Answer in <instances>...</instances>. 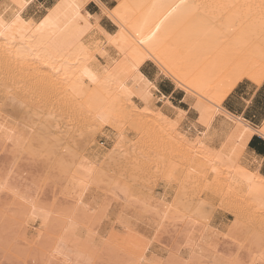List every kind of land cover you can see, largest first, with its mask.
Masks as SVG:
<instances>
[{"label": "bare ground", "instance_id": "1", "mask_svg": "<svg viewBox=\"0 0 264 264\" xmlns=\"http://www.w3.org/2000/svg\"><path fill=\"white\" fill-rule=\"evenodd\" d=\"M17 2L0 0V15L11 18L15 9L10 6ZM75 2L33 0L32 7L21 15L35 21L56 3L70 6ZM41 3L43 8L40 7ZM107 4L114 6V12L115 6L123 5L118 15L104 20V31L115 38L113 41L102 34H86L81 38L74 28H65L63 20L71 17V7H66L61 13V19L54 20L42 34L26 31L23 39L18 35L15 40H9L7 45L4 38L0 37V88L6 89L7 81L30 75L37 82L27 83L30 86L25 83L27 87L23 86L21 93L31 98L30 95H35L36 100H42V93L49 96L43 97L47 98L43 100L47 104L50 102L51 108L42 100L49 108H45L44 118L52 119L50 122L53 124L49 126L54 125L53 130L57 124L79 129L80 134L87 135L85 141L91 138L93 143L90 148L100 157V165H106L100 166L94 183L99 197L105 196L106 190L100 189L104 178L109 180L106 186L114 187L117 195L136 192L135 188L142 186L140 192L144 195L172 205L167 208V212L177 214L173 220L181 221L182 227L189 209L194 211L201 204L210 208V211L213 207L215 209L210 193L220 196L219 200L232 198L230 201L234 199L241 204L246 222L256 225L258 231H254L255 226L253 231L255 241L258 242L261 234H264V172L254 165L256 159L252 156L249 158L247 152H244L245 147L234 153L236 143L229 140L227 124L223 125L222 136L197 143L198 130L194 125L185 127L186 122L182 121L180 129H174L170 121L178 114L176 110L179 108L192 110L196 103L209 101V97L215 100L238 76H242L239 82H250L247 87L261 85L258 81L264 78V8L261 7L264 0H107ZM141 40L144 42L141 43ZM133 65L144 80L133 73ZM93 78L98 82L93 83ZM145 81L155 84L153 98L147 101L141 95L146 89ZM166 87L178 90L182 94L181 101H171L165 96L161 89ZM5 89L2 90L5 92ZM37 93L42 97L37 99ZM157 96L168 102L156 99ZM226 99L221 106L226 105ZM52 103L56 112L61 108H56L57 105L63 109L66 107V114L69 113L70 118L68 121L71 120L69 122L72 124H65L62 122L64 119L60 121L63 115L58 117L60 110L59 113L55 112L57 116L54 115ZM238 106L236 100L227 105V110L235 114ZM112 109L119 113V129L111 124L99 125L96 122L100 112L107 113ZM38 118L40 121L34 122L39 124L42 119ZM48 122H44V125ZM246 122L249 125V121ZM97 127L99 131L91 130ZM261 129H264V119L260 129L250 126L245 146L253 133L260 135ZM178 130L179 136L175 134ZM118 132L123 134L122 140L116 139ZM99 138L104 142L100 143ZM155 141L168 149V153L163 149L164 154L159 155L162 147ZM147 143L159 146L161 149L152 147L159 150L158 154L155 155L157 150L153 149L151 153V145L150 148L145 147ZM141 146L145 147L142 152L139 151ZM113 148L116 149L115 154L112 153ZM115 159L118 162L116 166V162L113 163ZM146 165L153 169V180L161 183L164 190L167 189L165 195H169L168 199L164 195H154L152 188L155 185L149 188L152 180L148 182L143 179V183L133 175L132 179L128 178L129 181L121 179L131 175L137 166L148 169ZM114 175L122 176L121 180H115ZM3 179L0 178V181ZM190 181L198 182L193 183L197 189H193L192 193L188 190ZM108 202L113 204L112 200L108 199ZM3 206V209L0 206V236H6L8 231L14 232L18 225L23 229H31L25 224V210L22 206L10 202ZM206 222L211 223L210 220ZM19 226L15 239L20 238L24 231L22 229L21 233ZM34 228V240L30 238L31 242H36L39 236ZM102 231L107 233L108 238L97 247L84 250L83 254L95 257L106 255L130 264L135 259L136 237L131 233L121 235L112 232L108 227ZM41 240H44L42 245L56 247V240L50 233H45L38 241Z\"/></svg>", "mask_w": 264, "mask_h": 264}, {"label": "snow or ice", "instance_id": "2", "mask_svg": "<svg viewBox=\"0 0 264 264\" xmlns=\"http://www.w3.org/2000/svg\"><path fill=\"white\" fill-rule=\"evenodd\" d=\"M32 4L33 0H18L10 6L15 9L11 18L0 15V37L4 38L6 45L18 35L23 39L26 31L42 34L54 20L61 19V13L66 7H71L72 15L64 18V27L74 28L78 37L83 38L86 34L108 36L104 31V20L114 18L123 7L115 6L114 12V6L108 5L107 0H76L70 6L56 3L34 21L21 15ZM40 7L43 8L42 3ZM261 7L264 8V4ZM7 10L8 6L5 8ZM108 39L115 40L111 36ZM132 71L139 79L144 80L136 72L135 65L132 66ZM240 79L242 76L232 80L227 90L218 94L215 100L209 97L211 102L196 103L192 110L183 107L177 109L178 114L170 121L172 127L180 129L182 121L186 122L185 127L194 125L198 130L199 143L200 140H215L222 136L223 125L227 124L230 130L229 140L236 143L234 153L243 149L249 138L250 126L244 119L242 109L253 103L252 93L249 92L238 100L241 108L236 109L235 114L227 110V105L221 106ZM92 82L98 81L93 78ZM258 82L264 87V78ZM145 84L146 89L141 95L147 101L153 98L155 84L152 81H145ZM155 98L168 102L159 96ZM18 104L16 97L10 92L0 99V105L4 107L15 109ZM19 107L23 109L25 106L19 104ZM30 116V112L18 115L9 113L6 116L11 130L4 129L9 134L5 137L4 149L0 151V165L3 166L4 175V179L0 181V196L7 198L12 205L18 203L24 208L25 224L28 227L36 226L38 240L45 233L54 237V264H94L91 259H85L83 253L108 238L107 233L102 231L106 226L112 232H119L121 235L131 233L136 237L135 259L130 264H264V234H261L258 242L251 243L222 234L211 223L206 222L211 219V211L202 204L196 206L194 211L188 210L189 214L185 216L182 228L166 232L159 221L153 226L150 220H143L115 192L99 197L94 183L101 166L100 157L90 148L93 143L91 138L84 141L79 129L59 124L53 130L48 125L29 123ZM118 116L115 109L107 113L100 112L96 116V122L99 125L111 124L119 129L121 125L117 122ZM21 128L29 134L28 139L17 135ZM91 130L100 129L97 127ZM175 134L179 136L180 131ZM260 135L264 136V129H261ZM116 139L122 140L123 134L116 133ZM8 144L13 145L11 150L8 149ZM200 146L203 147V144ZM115 152L116 149L113 148L112 153ZM21 163L26 165V169L18 171ZM261 163L264 165V161ZM109 196L123 203V207L118 208L109 203ZM161 204L166 208L172 207L165 201H161ZM144 207L149 206L145 204ZM151 210L160 215L158 207ZM162 218L164 221L168 220L167 211L162 213ZM141 224H144L143 230L139 227ZM56 257L59 259H55Z\"/></svg>", "mask_w": 264, "mask_h": 264}, {"label": "rangeland", "instance_id": "3", "mask_svg": "<svg viewBox=\"0 0 264 264\" xmlns=\"http://www.w3.org/2000/svg\"><path fill=\"white\" fill-rule=\"evenodd\" d=\"M23 79H24V81H23ZM32 80L33 79L31 78V76L28 75V76H26V78L25 77L24 78H17V79L12 80L11 82L10 81H7V87H6V89L1 87L2 89H5V92H4V90H2L0 88V94H1L0 95V99L5 98L8 95V93L10 92L12 96H15L16 97V99L19 102V104H23L25 107H27V108L24 107L23 109H21L19 107V105H17V107L15 109H12V108L4 107V106L0 105V151H2L4 149V147H5V137L9 134V132H6L4 129H9V131L11 130V125L6 120L7 114L13 113L14 115H18L20 113L27 114V113L30 112L31 113V116L29 117V123H37V122H34V121H38V120L40 121V119L39 118L37 119V117H40L41 118V116H43L44 113H46V111H45V108L47 107L46 105H48V107L51 108L50 107L51 106L50 102H49V104H50V106H49V104H47L46 101H44V100H47V98H49V96L45 95V93H42V94L45 95V96L43 95V97H47V98H43L42 96H40L41 95L40 94L41 92H39L40 95H38V93H37V97H38L37 99H39L40 97H42V100L44 99L43 101L45 102L46 105H44L43 104L44 102L42 100H40L41 98L39 100H36V96L35 95H30V96H32V98H31L29 96H24V94L21 93V89L24 88L23 86H25L27 83H31L32 84L34 82L35 83L37 82V80H35V79L33 81ZM27 85L30 86L29 84H27ZM27 85H26V87H27ZM6 90L9 91V92H7ZM161 91L165 94V96H168L171 101L180 102L181 99H182V94L178 90H175L172 87L162 88ZM1 92L2 93L4 92V93L2 94ZM34 96H35V100H33ZM17 97H19V98H17ZM48 101H49V99H48ZM25 104L26 105L28 104V106H26ZM55 104L57 105V103H55ZM29 105H31V106H29ZM53 105H52V109L51 110L54 111L55 105L54 106ZM38 107H39V109H38ZM48 107L46 108V110L49 109ZM57 107H59V108L61 107V108L58 109V112H56L57 109H55L56 111H54V112L52 111L54 113V115H55V112L56 113H59V110H60V113L57 114L58 117H59V115L63 114L59 118V119L62 118L60 121H62L64 119L66 121L63 120L62 122H65V124H66V122H67V124H72V123L69 122L71 120L68 121V119H70V118L68 117L69 116V113H68V115L66 114L67 113L66 111H68L66 109V107L64 109L60 105L59 106L57 105L56 108ZM41 109H42L43 112L41 111ZM61 110L64 111V112H62ZM38 114H41V116L40 115L38 116ZM57 115H55V116H57ZM44 117H46V116L45 115L43 116V119H44V122L45 123L49 121L48 124H46V125L49 126L50 124H53L52 122H50V120L52 121L51 118H49V119L46 118L47 119V121H46V119ZM43 119H42V122H43ZM42 122H40L39 124H42ZM44 122H43V124H45ZM73 123H75V122L73 121ZM53 126L54 125H52L51 127H53ZM17 135L18 136L19 135H23L25 139H28V135L29 134L23 128H21L20 131L17 133ZM85 136L87 137V135L85 134L83 136L84 139L86 140V137ZM33 140H35V137H33ZM99 141H101L100 143H103L104 142V140L102 138H99ZM155 142L158 144L157 141H155ZM151 143L152 144H155L154 142H151ZM151 143H150L151 148H150V145H148V143H147V146H145V147L150 148L151 153H153L154 148H152V147L154 145L152 146ZM111 144H112V141H111ZM157 144H155V145H157ZM160 145H159L160 147L163 146L162 144H160ZM37 146H39V145H37ZM159 146L158 147L154 146V147H156L158 149ZM7 147H8L9 150H11V148L13 147V145L8 144ZM145 147L144 146L143 147L141 146L140 147L141 149L140 150L137 149V150H139L140 152H142L141 150H143ZM156 148H155L154 151L157 150ZM159 149H161V148H159ZM163 149H164V152L168 153L167 151H169V150L168 149H165V147H162L161 152H159V150H157V153L155 152V155L158 154V152H159V155H160V153L161 154H164V152L162 151ZM139 151H138V153H139ZM117 158H120V157H117ZM26 159H27V157H25V160ZM116 159H115V161L113 160V163L116 162L115 163V166H116V164H118V162H117ZM176 160H178V159H176ZM102 166H104V165H102ZM2 167L3 166L0 165V178H2V177L4 178L3 171H2ZM104 167H106V165ZM117 167H120V166H117ZM141 167H142V169H141ZM146 167H148V166L146 165ZM149 167H150V169H149ZM149 167H148V169H146V168L144 169L143 166H137L133 170V172L130 173L131 175H129V176L126 175L125 176L126 178H121L122 176L119 177L118 175H116V176L119 177V179H117L118 177L116 178V176L114 175L115 176V180H118L119 181L121 179H124L123 181H126V179H128L129 177L131 178L132 175L134 177H136L137 179H139L143 183H144L143 179L146 180V181H148V182L150 180H152L156 184L155 183L153 184V182H151V184L149 183L150 184L149 185V188H152L153 187L152 185H155L152 188L153 189V192H154V195L157 196V197H162L164 195V197L168 199L169 198V195H165L166 194L165 193L166 192L165 190H167V189L164 190V188L161 186V183L156 182L155 180H153V178H154V176H153V174H154L153 173V169H151V166L150 165H149ZM25 169H26V165L24 163H21L20 168L18 169V171H23ZM132 173H135V174H132ZM136 173H138V174H136ZM129 179H128V181H129ZM155 179H156V176H155ZM108 181H109L108 178H104V182L103 183H100V189L102 191L106 190L105 195L107 193H109V192H115L116 193L114 187L111 188V187L106 186V184H107ZM192 181H190V185H188L191 188V189L188 188V190H191V191H189L191 193L194 192L195 189H197V187L194 184H197L198 183L197 181H195L196 183H194ZM193 186H195V187H193ZM141 188H142V186L141 187L139 186V188L138 187H137V189L135 188V191L136 192L128 193L127 195H119L121 197V201L126 202L128 205H130L131 208L138 215H140L143 220H145V221L150 220L152 222V225L153 226H155L158 221L160 223H162L164 225V229H165L166 232H172V231H175V230H177L179 228H182L181 221H179V220H173V216L177 215V214H173V211H170L168 213L169 214V218H168L167 221H164L163 218H162V213L165 212V211H167V208L164 207L163 204H161V201H163V200H159L156 197H151V196L144 195L143 193L140 192L141 191ZM193 189H194V191H192ZM210 196L213 198V200H212L213 204L216 205L215 206V209L213 207L212 210H211V219H210V222H211V224L214 227H216V230L218 232L222 233V234L230 235L233 238H239L241 240H248L250 243L252 241H255L256 237H255L254 234H255V232L257 233L258 230H256V225L254 223H252V222H246V214L242 210L241 204L238 203L237 201L235 202L234 199L231 200L232 201L231 202L230 199H232V198H223V199L221 198L222 201L223 200H226V201H224V204H223V202L221 200H219L220 199V196L218 197V195H215L213 193H210ZM108 199L113 201V205L114 206H116L118 208H122L123 207V203H121L120 201H116L111 196H109ZM6 203H9V200L7 198L3 197V196H0V206L2 207ZM216 203H218V204H216ZM145 204H147L149 207L148 208H145L144 207ZM219 204L221 205L220 208L218 206ZM3 207H5V206H3ZM3 207L1 209H3ZM157 207L160 209V215L156 214L155 212H153L151 210V209L157 208ZM251 224H253V225H251ZM18 226H16L17 228L15 227L16 230L14 232H13V230H12V232L8 231L6 233V236H4L5 234H2L1 235L2 237L0 236V264H54V258L52 256V252L55 249L54 247H51L50 246V248H49V246H47V245L46 246L45 245H42L43 244L42 242L44 240H41V241H38L37 240L36 241L37 243L36 242H31V240L32 241L34 240L32 234H34V231L33 230L35 229L34 227H36V226L31 227V229L29 228L28 230L26 228L23 229L22 227L19 226L20 227L19 228L20 229V232L22 233V231L24 230L23 233L24 232L25 233L24 234L23 233L22 234L20 233L21 234V237L23 239L21 237L15 239L14 238L15 235L19 233ZM139 227H140L141 230H143L144 229V224H141ZM106 228H107V226L104 229H106ZM253 229H254L255 232L253 231ZM16 231L18 233H16ZM30 231H31V233H30ZM22 235H24V236H22ZM3 236L4 237H8V238H4ZM30 236H32V237H30ZM30 238H31V240H30ZM25 239L27 241H25ZM226 243H227V241H226ZM50 249H53V251L50 250ZM83 255H85L84 256L85 259H91L94 262V264H129V263H127L123 259H117V258L111 259V258L107 257L106 255H101L99 257H95V256H92V255H86V254H83ZM55 259H59V257H56Z\"/></svg>", "mask_w": 264, "mask_h": 264}, {"label": "crops", "instance_id": "4", "mask_svg": "<svg viewBox=\"0 0 264 264\" xmlns=\"http://www.w3.org/2000/svg\"><path fill=\"white\" fill-rule=\"evenodd\" d=\"M247 83L250 82L247 80L240 81L237 87L229 95V98L226 99L225 104L231 105L232 102L239 100L244 96H247L249 92H251L253 103L244 107L242 109V113L244 118L249 121V125L251 126V128L253 127V129H260L262 125V119H264V87H262L261 85L247 87ZM238 108H241L240 104ZM256 134L258 133L252 134L251 138L244 148V152H247L246 154L249 156V158L253 157L254 159H256L254 165L259 166L260 170L264 172V165H262L261 163V161H264V138L259 134Z\"/></svg>", "mask_w": 264, "mask_h": 264}]
</instances>
